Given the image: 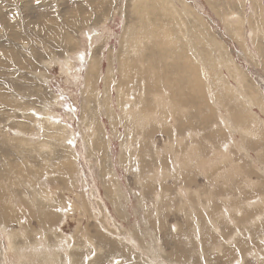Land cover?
Wrapping results in <instances>:
<instances>
[{"label":"rangeland","instance_id":"rangeland-1","mask_svg":"<svg viewBox=\"0 0 264 264\" xmlns=\"http://www.w3.org/2000/svg\"><path fill=\"white\" fill-rule=\"evenodd\" d=\"M263 6L264 0H0V264H264ZM176 20L194 35V56L205 48L219 94H197L192 87L191 95L178 87L181 96L195 94L179 104L183 97L176 103L172 98L182 127L163 130L160 117L151 141V133L144 137L141 130L151 131L152 122L141 129L135 122L128 132L104 115V78L112 70L111 100L121 119L115 101L120 58L133 60L143 50L145 69L154 60L162 66L154 63L152 69L161 86L185 85L172 68L181 41L176 46L162 33L169 26L173 36L181 34ZM157 36L167 44H157L153 56L148 51ZM94 55L100 61L96 95L87 101L85 75ZM143 98L136 102L145 112L153 100ZM180 105L186 111H177ZM84 107L93 120L103 121L99 135L84 123ZM130 135L142 145L132 166L121 163ZM10 207L23 214L14 218ZM43 215L53 221L47 227L38 220Z\"/></svg>","mask_w":264,"mask_h":264},{"label":"bare ground","instance_id":"bare-ground-1","mask_svg":"<svg viewBox=\"0 0 264 264\" xmlns=\"http://www.w3.org/2000/svg\"><path fill=\"white\" fill-rule=\"evenodd\" d=\"M250 3V2H249ZM136 5V4H135ZM264 7V6H263ZM135 8H136V6H135ZM137 8H138V6H137ZM163 10H165V8L162 6L161 7ZM173 10V9H172ZM138 11V10H137ZM141 13V12H140ZM262 13H264V12H262ZM127 18V17H126ZM150 21V20H149ZM159 21V20H158ZM181 21V20H180ZM180 21H178V20H176V23H175V21H174V23H175V25H176V27H177V25H178V27H179V30H178V28L177 29H175L176 31H180V33L182 34V36H179V35H181V34H179L178 33V35L177 34H175V36H173V33H174V31L171 29V30H169V26H168V29H167V31L166 30H164L162 33L166 36V38H167V40H168V42H171V43H175L176 44V46L180 43V41H181V43H180V48L179 49H177L176 50V52H175V54L177 53V55L179 54V56L177 57V59H175L174 60V58H175V56H173L174 58H172L174 61H175V63H174V61H173V65H172V68H174L175 70V75L177 74H182L184 77H185V79H184V81L186 80V83H185V85L182 83V84H179L177 81H175V82H172V84H168L167 82H163V84H162V86H161V84L159 83V79L160 78H158V74H157V72L155 73V77H153V75H152V69H154L155 68V66H156V68H161L160 66H157L156 65V63L153 61V64L155 65V66H153V64H152V62L151 63H148L147 64V67H146V69L144 68V65L146 64L145 63V61H143L142 62V59H143V57L145 56V51H139L138 53H136L132 58H133V60H129V61H126V60H124V59H121L120 58V60H119V68H118V70H119V72L121 73V80L119 81L118 80V82L116 83V92H117V97H116V103L118 104V106L121 108V112H123V115L125 116L124 118H125V120H124V118H120L118 115H119V113H118V115L116 114V110H115V108H114V106H113V103H112V100H111V96H112V93H111V85H110V82H113V80L115 79L113 76H112V70H110V69H108V71H107V74H106V76H105V78H104V80H105V83L107 84V86H106V88H105V94L108 96V98L106 99V101H104V103H105V106L104 105H102V103H101V105L102 106H99L98 108L100 109V110H98L97 112H101V109H102V107L103 108H105V111L103 112L104 113V115L108 118V120H111L112 122H115L116 123V125H118V124H124L125 125V127H127V130L126 131H130L131 129L129 128V126H131V125H133L135 122H137V124L139 123V129H141V127H143L144 125H147L148 124V122L150 121V122H152V124L150 123V125L152 126V128L150 129L151 131H147V129L146 130H141V131H144L143 132V136L145 137V136H148L150 133V140L151 141H153L154 140V138L152 137V135L154 134V131H156V128L157 127H160V126H162V123L161 122H159V119H160V117H161V119H163L162 120V122H163V130L164 129H168V131H173V130H175L176 128H178V126H181L180 124H183V122H179V119L180 118H182V117H180L179 119L177 118L178 116H179V114L178 115H175V109H174V103H176L177 102V97H179V96H181V94H184V90L182 91V92H180L181 91V89H180V91H178V87H184V88H186L187 89V91H190V90H192V87H194L193 89L196 91V93L198 94V93H202L203 91L204 92H206L207 94L209 93V94H215V96H217V94H219V92H217V86L215 85V84H217V82H216V79H215V77H213L214 76V72L212 71V68H208L206 65H205V53H206V50H205V48L204 47H201V49H199V50H197V52H196V55L194 56L193 55V53H194V50H193V47H192V38L194 37V35L192 36V38L190 37V35H189V33H186L182 28H187V25H186V27L185 26H183V25H181L180 23ZM165 23V22H164ZM183 24V23H182ZM163 25V24H162ZM174 25V26H175ZM143 26V25H142ZM145 26V25H144ZM146 28H148V27H146ZM161 28V27H160ZM128 29V28H127ZM141 29V28H140ZM165 29V28H164ZM174 29V28H173ZM126 30V29H125ZM145 30H147L148 31V29H145ZM187 30H188V28H187ZM124 31V30H123ZM191 31V30H190ZM140 32H141V30H140ZM139 32V34H141ZM137 33V32H136ZM124 34V33H123ZM135 34V33H134ZM146 34V33H145ZM145 34H142V36L141 37H143ZM161 34V33H160ZM191 34V33H190ZM137 35V34H136ZM124 36V35H123ZM130 36V35H129ZM128 36V37H129ZM135 36V35H134ZM173 36V37H172ZM196 37V36H195ZM140 38V37H139ZM197 38V37H196ZM123 39V38H122ZM146 39V38H145ZM145 39H143V40H145ZM153 39V38H152ZM158 39V40H157ZM166 39H163V38H161V37H159V36H157V37H155L154 38V45H152V46H148L149 48H147L146 46H144L145 47V49H149V53L151 52L152 53V55L153 56H155L156 55V53L157 52H155V54H154V49L156 48V45L158 44L159 46L160 45H162V44H167L166 43V41H165ZM146 41H147V39H146ZM145 42V41H144ZM148 42V41H147ZM151 42V41H150ZM142 44V43H141ZM147 44V43H146ZM171 45V44H170ZM172 45H174V44H172ZM143 46V45H142ZM162 46H164L165 47V45H162ZM175 46V47H176ZM158 47V46H157ZM161 47V46H160ZM173 47L174 46H172V49H173ZM143 48V47H142ZM166 48V47H165ZM128 49V48H127ZM129 49L131 50V51H136L137 49H135V47H133V48H130L129 47ZM159 49V48H158ZM176 48H174V50H175ZM156 50H157V48H156ZM165 50V49H164ZM168 50V49H167ZM171 50V49H170ZM212 50V49H211ZM161 51V50H160ZM166 51V50H165ZM213 51V50H212ZM169 52V51H168ZM208 52H209V50H208ZM215 52V51H214ZM132 53V52H131ZM148 53V54H149ZM174 53V52H173ZM163 54H165V53H163ZM168 54V53H167ZM215 54V53H214ZM151 55V56H152ZM157 55H158V53H157ZM147 56V55H146ZM152 56V57H153ZM172 56V55H171ZM161 57H162V55H161ZM169 57V56H168ZM142 58V59H141ZM146 58V57H145ZM155 58V57H154ZM126 59V58H125ZM152 60H153V58H151ZM156 59V58H155ZM167 59V57L165 58V60ZM148 60H149V57H148ZM160 61V60H159ZM167 61V60H166ZM172 61V60H171ZM149 62V61H148ZM157 63H158V61H157ZM165 64H167L166 62H165ZM168 64H169V62H168ZM162 65V64H161ZM170 65V66H171ZM99 66H100V61H99V57L97 58V55H94V56H92L91 57V59H90V61H89V65H88V69H87V71H86V75H85V86H84V93H85V97H87L86 99H88L87 101H89V99H91L92 97H93V93H94V95H96V87H97V85H96V81H97V78H98V73H99ZM114 66V65H113ZM143 67V68H142ZM115 69V68H114ZM138 69V70H137ZM162 69V68H161ZM166 70H168L167 68H165ZM171 69V68H170ZM160 70V69H159ZM213 70H215L214 68H213ZM161 71V70H160ZM194 72H196V74H198V75H196V76H198L199 77V79H198V77H197V79L196 78H193V79H191L190 78V76L191 75H194ZM213 72V73H212ZM111 74V79H110V77L108 78V74ZM166 73V72H165ZM217 73V72H216ZM163 74V73H162ZM220 75V74H219ZM218 75V76H219ZM166 76V75H165ZM195 76V75H194ZM160 77V76H159ZM181 77V76H180ZM210 77H212V81H213V84H212V81L210 82V83H208L207 82V80H209V78ZM114 78V79H113ZM163 78H167V77H164L163 76ZM169 78H170V76H169ZM173 77H171V79H172ZM177 78V77H176ZM226 78V77H225ZM100 79V78H99ZM108 79H109V81H108ZM116 80V79H115ZM152 80V81H151ZM205 80H206V83H205ZM144 81H146V83H144ZM115 82V81H114ZM135 82V83H134ZM138 82V84H137V89L135 88L136 86V83ZM193 82V83H192ZM173 83H175L174 85H173ZM160 84V85H159ZM216 87H215V86ZM135 86V87H134ZM113 87V86H112ZM196 87V88H195ZM220 88V87H219ZM226 88V87H225ZM99 89V88H98ZM226 89H229L228 87L226 88ZM237 89V88H236ZM235 89V90H236ZM194 90H192V92H195ZM230 90V89H229ZM99 91V90H98ZM191 92V91H190ZM191 92V95H193V93ZM226 92H228V91H226ZM189 93V92H188ZM233 93V92H232ZM147 94V95H146ZM203 94V93H202ZM201 94V95H202ZM136 95H137V98L139 97L140 98V100H141V98H143V97H150V99H152L153 100V103H151L152 105L154 104L155 106L153 107L151 104L149 105V107L145 110V112L141 109V104H140V106H138L137 104H138V102H139V100L136 102V100H137V98H136ZM146 95V96H145ZM204 95V94H203ZM257 95V94H256ZM260 95V94H259ZM194 96H195V94H194ZM193 96V97H194ZM200 96V95H199ZM215 96H213L212 98H214ZM226 96H228V94L226 95ZM252 96H253V94H252ZM98 97V96H97ZM184 99H183V98ZM188 95L186 96V97H184V96H181V98H182V100H180L179 102H178V104L179 103H181V102H184V101H187L188 102V100L189 101H192L193 99V97L192 98H190L189 97V99H188ZM205 97L206 98H208L206 95H205ZM204 96H203V98H205ZM211 97V96H210ZM229 97V96H228ZM260 97V96H259ZM99 98V97H98ZM172 98H173V101H174V103L172 102ZM186 98V99H185ZM195 98V97H194ZM196 98H197V96H196ZM202 98V97H201ZM97 99V98H96ZM144 99V98H143ZM188 99V100H187ZM198 99V98H197ZM196 99V101H198ZM255 99H256V97H255ZM264 99V98H263ZM95 100V99H94ZM133 100H134V103H133ZM200 100V99H199ZM205 99H202L201 101H204ZM209 100V99H208ZM211 100V99H210ZM214 100V99H213ZM230 100V99H229ZM258 100H259V98H258ZM92 101V100H91ZM158 101H161V103L159 104V102ZM196 101H194V102H196ZM206 101V100H205ZM218 101V100H217ZM97 102V101H96ZM100 102H102V99H101V101ZM133 103L132 105H128V106H126V104H129V103ZM147 102V101H146ZM145 102V103H146ZM148 102H149V100H148ZM147 102V103H148ZM151 102V101H150ZM247 102V101H246ZM87 104H88V102H86ZM142 103V102H141ZM146 103V104H147ZM190 103V102H189ZM201 103V102H200ZM208 103H209V101H208ZM217 103V102H216ZM248 103L249 104H252V101H251V99H249V101H248ZM261 103V102H260ZM86 104V105H87ZM90 104V103H89ZM96 105H97V103H95ZM182 104H185V103H182ZM188 104V103H187ZM187 104H185V105H187ZM201 104H203V106H204V104L205 103H201ZM210 104H211V102L209 103V106H210ZM256 104V103H255ZM142 105H144V104H142ZM253 105V104H252ZM91 106V105H90ZM148 106V105H147ZM167 106H169L170 107V110L167 108ZM177 106V105H176ZM198 106H200V105H198ZM208 106V105H207ZM258 106V105H257ZM256 106V107H257ZM88 107V106H87ZM155 107H159L160 108V110H158L157 112H160L159 114H160V116H159V114L156 112V109H155ZM195 107H196V104H195ZM197 108V107H196ZM202 108V107H201ZM90 110V109H89ZM166 110V111H165ZM147 111V112H146ZM173 112V114H174V117L172 116V114H171V112ZM177 111H180V112H183V111H186V107L185 106H178V110ZM188 111V110H187ZM261 111L264 113V107H262V109H261ZM96 112V114H98ZM200 112V111H199ZM198 112V113H199ZM246 112V111H245ZM197 113V114H198ZM94 115V113H93V115H94V117L95 116H97V115ZM166 114H167V116H166ZM201 114V113H200ZM232 114V113H231ZM82 117H83V121H84V123L88 126V128H89V126H93V128H94V132L95 133H97L98 135H99V133H100V129H99V124L100 123H102V122H99V117L97 116V118H94V120H93V118L92 117H90V114H88L87 112H86V108L84 107L83 108V111H82ZM92 115V116H93ZM101 115V114H100ZM162 115V116H161ZM184 115V114H183ZM173 117V119L175 120L174 122L176 123V126L177 127H175L174 128V125H172L171 123H170V118H172ZM81 117V118H82ZM88 117V118H87ZM101 117V116H100ZM184 117V116H183ZM201 117V116H200ZM206 117V116H205ZM185 118V117H184ZM188 118V117H187ZM186 118V119H187ZM192 118V117H191ZM190 118V119H191ZM195 118V117H194ZM248 118H250V116L248 115ZM177 119V120H176ZM235 119V118H234ZM242 119V118H241ZM201 120V119H200ZM243 120V119H242ZM249 120H251V119H249ZM140 121H142V122H140ZM186 121H189V120H186ZM194 121V120H193ZM232 121V120H231ZM237 121V120H236ZM244 121V120H243ZM177 123H178V125H177ZM187 123V122H186ZM185 123V124H186ZM190 123V122H189ZM234 123V122H233ZM193 123L191 122V125H192ZM260 124V123H259ZM189 125V124H188ZM232 125V124H231ZM236 125V124H235ZM238 125V124H237ZM249 125L251 126V124H250V122H249ZM109 126H110V121H109ZM256 126H258V125H256ZM101 127V126H100ZM112 127V126H111ZM149 127V126H148ZM182 127V126H181ZM183 127H184V125H183ZM239 127V126H238ZM242 128H241V130L243 129V126H241ZM91 128V127H90ZM136 128V127H135ZM174 128V129H173ZM139 129H137L138 131H139ZM144 129H145V127H144ZM154 129V130H153ZM239 129V128H238ZM91 130H93L92 128H91ZM112 130H113V128H112ZM115 130V129H114ZM136 130V129H135ZM137 130H136V133H137ZM152 130H153V134H152ZM184 130V129H183ZM245 129H243V131H244ZM247 130V129H246ZM105 131V130H104ZM259 131V130H258ZM261 131H263V130H261ZM132 132V131H131ZM164 132V131H163ZM245 132V131H244ZM247 132V131H246ZM105 133V132H104ZM103 133V134H104ZM133 133V132H132ZM166 133V132H165ZM255 133H256V131H255ZM261 134H262V132H260ZM131 134V133H130ZM249 134V133H248ZM248 134H246V135H248ZM95 135V134H94ZM93 135V136H94ZM135 135V134H134ZM134 135H132V136H134ZM170 135H171V133H170ZM169 135V136H170ZM252 136H253V134H251ZM257 135V134H256ZM103 136V135H102ZM131 135H130V139H129V141H128V143L127 144H123V153H124V156L122 155V157L121 158H123V159H125V160H122V161H124V162H121V163H123V164H128V165H130V166H132V164H133V162H132V159H134V162H136V157H135V155L137 154V152L138 151H140L141 149H142V145H138V143H137V141H136V138H133ZM142 136V137H143ZM260 136V135H259ZM258 136V137H259ZM128 137V136H127ZM126 137V138H127ZM142 137H140V139L142 138ZM144 137H143V139H144ZM258 137H256V139L258 138ZM264 137V136H263ZM94 138V137H93ZM92 138V139H93ZM108 138V137H107ZM123 138H125V137H123ZM125 138V139H126ZM262 138V137H261ZM106 139V138H105ZM128 139V138H127ZM146 139V138H145ZM252 139V138H251ZM254 139V138H253ZM259 140H260V138H258ZM246 140V139H245ZM140 141V140H139ZM142 141V140H141ZM244 141V140H243ZM250 141V140H249ZM125 142V141H124ZM150 142V141H149ZM171 142V141H170ZM253 142V141H252ZM91 143V142H90ZM93 144H95V145H98L99 143H100V141L98 140V138H95L94 140H93V142H92ZM104 144H105V146L107 147V150H108V147H110L111 145V142H110V140H108V141H105L104 142ZM250 144V143H249ZM261 144V143H260ZM41 145V144H40ZM152 145V144H151ZM256 145V144H255ZM129 146L131 147L130 149H131V152H130V149H129ZM93 147V146H92ZM145 147V146H144ZM174 147V146H173ZM245 147V146H244ZM251 148V147H250ZM137 149H139V150H137ZM248 149V148H247ZM253 149V148H252ZM125 151L127 152V153H125ZM142 151V150H141ZM248 152V151H247ZM246 152V153H247ZM104 153H106V151H104ZM145 153L143 152V155H144ZM139 155H141L140 153H139ZM108 156V155H107ZM137 156H138V154H137ZM145 156V155H144ZM71 157H72V155H71ZM73 158V162H75L74 161V157H72ZM71 159V158H70ZM43 160V159H42ZM68 160V159H67ZM72 161V160H71ZM69 162V160H68V162H67V164L65 165V167H64V169L67 171V172H69V169L71 170V168H72V162ZM158 161V160H157ZM226 161V160H225ZM165 162V161H164ZM104 163V162H103ZM120 163V164H121ZM122 164V165H123ZM140 164V163H139ZM243 164V163H242ZM135 165V164H134ZM103 166V165H102ZM107 166H109V165H107ZM129 166V167H130ZM136 166V165H135ZM142 166V165H141ZM150 166V165H149ZM221 166V165H220ZM61 167V166H60ZM133 168V167H132ZM142 168V167H141ZM140 168V169H141ZM26 170V169H25ZM73 170V169H72ZM18 171H20V173H21V170H18ZM53 171H57V170H52L51 172H53ZM212 171V170H211ZM214 172V171H213ZM54 173V172H53ZM107 173H108V170H107ZM185 173H187V172H185ZM51 174V173H50ZM55 174V173H54ZM67 174V173H66ZM106 175H108V174H106V172L104 173V170H103V173H102V176L105 178V176ZM189 175H187V177H188ZM184 177V176H183ZM104 178L102 179L103 181H105L104 180ZM192 180H194L193 178H190L189 177V183L192 181ZM166 181V180H165ZM197 181V180H196ZM187 182V181H186ZM105 183V182H104ZM109 183V182H108ZM155 183V182H154ZM176 183V182H175ZM17 185V184H16ZM105 186V185H104ZM162 186H163V188H165V190H167V188H169V186H168V183H166V184H162ZM246 186V185H245ZM106 187V186H105ZM104 187V189L106 190V195H109V196H111V192H112V189H111V187H112V184H111V187H110V189H108L107 187L105 188ZM109 187V186H108ZM115 188V187H114ZM113 188V189H114ZM154 190V189H153ZM40 193V192H39ZM115 193V192H114ZM123 194V193H122ZM113 195V194H112ZM115 195H116V193H115ZM117 196V195H116ZM121 196H123V195H121ZM46 197V196H45ZM118 197V196H117ZM3 198H5V197H3ZM139 198V197H138ZM113 199H115V197L113 198ZM112 199V200H113ZM119 199V198H118ZM117 201V200H116ZM229 202V201H228ZM13 204V203H12ZM141 204V203H140ZM143 204V203H142ZM193 204V203H192ZM9 206V205H8ZM14 206V205H13ZM12 207V206H11ZM10 207V208H11ZM119 208V207H118ZM194 208V207H193ZM193 208L191 209V211L193 210ZM102 209V208H101ZM100 209V210H101ZM42 210H44V209H42ZM103 210V209H102ZM199 210V209H198ZM197 210V211H198ZM125 211V210H124ZM195 211V210H194ZM216 211V210H215ZM241 211H243V210H241ZM186 212V211H185ZM6 213V212H5ZM10 214H11V216H14V218H16L17 216L19 217L20 215H22L23 213L21 212V213H17V212H15L12 208L10 209V212H9ZM13 213V214H12ZM42 213V212H41ZM192 213H194V212H192ZM195 213H197L196 211H195ZM47 214V213H46ZM52 214H54V213H52ZM52 214L51 215H49V216H52ZM184 214H187V213H184ZM215 214V213H214ZM2 215V214H1ZM30 215V214H29ZM34 215V214H33ZM48 215V214H47ZM47 215H43V216H41L38 220L43 224V226H45V227H47V226H49V224H51V221L49 222V218H48V216ZM197 215V214H196ZM187 216V215H186ZM188 217V216H187ZM202 217V216H201ZM215 217H216V215H215ZM21 218H22V216H21ZM21 218H18V220L19 219H21ZM24 218V217H23ZM103 218V217H102ZM17 219V218H16ZM201 219V218H200ZM213 219V218H212ZM215 219V218H214ZM104 220H105V218H104ZM188 220V219H187ZM222 220V219H221ZM53 222V221H52ZM160 222V221H159ZM199 222V221H198ZM224 222H225V220H224ZM155 223V222H154ZM199 223H202V222H199ZM24 224V223H23ZM102 224V223H101ZM106 225V224H105ZM157 226V225H156ZM159 226H161V225H159ZM44 229V228H43ZM42 229V230H43ZM48 229V228H47ZM121 229V228H120ZM178 229H180V228H178ZM40 230V229H39ZM179 230H177V232H178ZM181 231V230H180ZM191 231V230H190ZM203 231H205V230H203ZM259 231V230H258ZM39 232V231H38ZM44 232V231H43ZM209 231L207 230V233H208ZM181 234V233H180ZM210 234V233H209ZM157 235V234H156ZM204 235V234H203ZM188 236V235H187ZM190 236V235H189ZM202 236V235H201ZM206 236L208 237V235L206 234ZM44 237V236H43ZM191 237V236H190ZM205 237V235L203 236V238ZM187 238V237H186ZM189 238V237H188ZM214 238H216V237H214ZM218 238V237H217ZM205 239V238H204ZM41 240H43V239H41ZM106 240V239H105ZM123 240V239H122ZM206 240H208V239H206ZM79 241V240H78ZM124 241V240H123ZM179 241V240H178ZM213 241V240H212ZM43 242V241H42ZM111 242V241H110ZM109 243V242H108ZM193 243H194V241H193ZM212 243V242H211ZM42 244V243H41ZM32 245V244H31ZM38 245H40V244H37V246ZM213 245V244H212ZM42 246V245H41ZM44 246V245H43ZM122 247H123V244L121 245ZM129 246V245H128ZM205 246H208V244L207 245H205ZM26 247V246H25ZM32 247V246H31ZM45 247V246H44ZM58 247V246H57ZM114 247H116V246H114ZM120 247V246H119ZM126 247V246H125ZM125 247H123V248H125ZM225 247V246H224ZM224 247H223V249H224ZM109 248V247H108ZM230 248V247H229ZM21 249V248H20ZM29 249V248H28ZM27 249V250H28ZM36 249V248H35ZM40 249V248H39ZM116 249V248H115ZM118 249V248H117ZM135 249V248H134ZM188 249V248H187ZM222 249V250H223ZM227 249H228V247H227ZM232 249V248H231ZM235 249H237V248H235ZM22 250V249H21ZM20 250V251H21ZM24 250H26V248L24 249ZM24 250H23V252H24ZM33 250V249H32ZM41 250V249H40ZM42 250H43V247H42ZM45 250V249H44ZM76 250V249H75ZM98 250V249H97ZM97 250H95L94 252H97ZM127 250V249H126ZM133 250V249H132ZM131 250V251H132ZM226 250V249H225ZM111 251H112V249H111ZM134 251V250H133ZM139 251V250H138ZM144 251V250H143ZM174 251V250H173ZM207 251V250H206ZM205 251V252H206ZM233 251H234V249H233ZM88 252V251H87ZM99 252V251H98ZM118 252V251H117ZM127 252H128V250H127ZM191 252V251H190ZM17 253V252H16ZM89 253H91V252H89ZM111 253V252H110ZM134 253V252H133ZM133 253H132V255H133ZM139 253H140V251H139ZM165 253V252H164ZM169 253V252H168ZM208 253V252H207ZM106 254V253H105ZM109 254V253H108ZM124 254V253H123ZM145 254V253H144ZM151 254V253H150ZM173 254V253H172ZM181 254V253H180ZM206 254V253H205ZM228 254V253H227ZM22 255V254H21ZM26 255V254H25ZM86 255V254H85ZM115 255V254H114ZM137 255V254H136ZM168 255H170V254H168ZM176 255H178V254H175V256ZM218 255V254H217ZM223 255V254H222ZM233 255V254H232ZM231 255V256H232ZM53 256V255H52ZM116 256V255H115ZM128 256H129V253H128ZM130 256H131V254H130ZM129 256V258H131ZM138 256H140V255H138ZM143 256V255H142ZM181 256V255H180ZM184 256V255H183ZM214 256V255H213ZM54 257V256H53ZM107 257H108V255H107ZM127 257V256H126ZM141 257V256H140ZM145 257V256H144ZM168 257V256H167ZM172 258V255H170L169 256V258ZM211 257V256H210ZM209 257V258H210ZM216 257V259H217V256H215ZM23 258V257H22ZM55 258V257H54ZM54 258H52V259H54ZM73 258V257H72ZM74 258H76V257H74ZM73 258V260H75L76 261V259H74ZM117 258V257H116ZM133 258V257H132ZM132 258L130 259V260H132ZM168 258V259H169ZM175 258H177V259H179V257H175ZM182 258H184V257H182ZM186 258V257H185ZM221 258V257H220ZM20 259H21V257H20ZM58 259V258H57ZM56 259V260H57ZM101 259V258H100ZM114 259V258H113ZM143 259H145V258H143ZM163 259V258H162ZM161 259V260H162ZM176 259V261H178ZM222 259V258H221ZM230 259V258H229ZM23 260V259H22ZM21 260V261H22ZM63 260H66V258L65 259H63ZM109 260V259H108ZM164 260V259H163ZM167 259H165V261H166ZM171 260V259H170ZM175 260V259H174ZM174 260H172V262L174 261ZM181 260H183V259H181ZM74 261V262H75ZM98 261V260H97ZM105 261V260H104ZM111 261V260H110ZM114 261V260H113ZM157 261V260H156ZM159 261H160V259H159ZM168 261V260H167ZM217 261V260H216ZM221 261V260H220ZM227 261V260H226ZM73 262V263H74ZM77 262V261H76ZM82 262V261H81ZM98 262H100V260L98 261ZM106 262V261H105ZM121 262V261H120ZM158 262V261H157ZM180 262V261H179ZM183 262V261H182ZM187 262V261H186ZM224 262V261H223ZM104 263V262H103ZM160 263H162V262H160ZM177 263V262H176ZM185 263V262H184ZM95 264V263H94ZM146 264H148V263H146ZM150 264V263H149ZM155 264V263H154Z\"/></svg>","mask_w":264,"mask_h":264},{"label":"snow or ice","instance_id":"snow-or-ice-1","mask_svg":"<svg viewBox=\"0 0 264 264\" xmlns=\"http://www.w3.org/2000/svg\"><path fill=\"white\" fill-rule=\"evenodd\" d=\"M37 2H38V0H37ZM82 58V57H81Z\"/></svg>","mask_w":264,"mask_h":264}]
</instances>
